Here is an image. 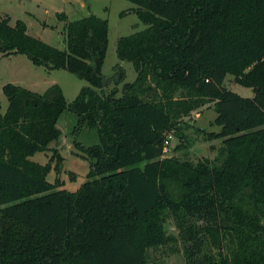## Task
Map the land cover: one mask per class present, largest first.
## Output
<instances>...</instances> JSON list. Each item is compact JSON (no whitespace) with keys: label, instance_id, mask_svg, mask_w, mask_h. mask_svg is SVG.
<instances>
[{"label":"trees","instance_id":"16d2710c","mask_svg":"<svg viewBox=\"0 0 264 264\" xmlns=\"http://www.w3.org/2000/svg\"><path fill=\"white\" fill-rule=\"evenodd\" d=\"M129 1L148 27L118 41L119 58L137 72L122 95L106 90L126 75L121 65L103 74L107 19L68 21L60 49L0 15V53L90 84L72 102L58 84L44 93L3 87L0 264H148L150 248L176 240L169 219L187 264H264V0ZM227 75L254 96L228 89ZM208 102L221 129L203 134L223 139L224 159L163 157L176 123ZM67 110L77 117L73 134L92 128L100 137L84 150L90 180L76 192L56 189L50 163L31 159L62 137Z\"/></svg>","mask_w":264,"mask_h":264},{"label":"rangeland","instance_id":"374dc122","mask_svg":"<svg viewBox=\"0 0 264 264\" xmlns=\"http://www.w3.org/2000/svg\"><path fill=\"white\" fill-rule=\"evenodd\" d=\"M137 7L129 0H0V15L9 16L11 25H15L18 20L24 21L30 35L60 49L67 48L65 27L68 21L91 14L107 19L109 46L103 74L107 78H112L121 65L125 68L126 75L123 82L119 84L112 82L106 90L117 88L118 95H122L124 84L133 82L137 78V72L132 62L119 58L118 41L123 36L148 27L139 18ZM62 13L66 14L67 20L61 19ZM45 68L35 65L26 55L0 53V112L4 113L9 106V100L3 91V87L8 83L44 93L45 84L48 81H56L63 87L68 102H72L83 87L90 85L88 81L67 70L58 69L49 73ZM225 86L244 97L254 96L252 88L236 83L232 75H227ZM178 97L179 94H176V98ZM216 117L214 102H208L180 119L173 129V134L167 137V150L163 157H177L183 162L193 163L205 158L222 161L225 157L222 152L223 139L208 141L203 134V131L221 129L220 126L214 125ZM76 124V115L69 110L65 111L58 123L63 132L62 137L53 142L49 150L31 157L42 164L50 163L48 180L56 185V189L69 192L78 191L90 180L91 162L84 150L100 143L96 129L83 128L73 134ZM169 189L174 194L180 191L175 181L169 183ZM198 224H202V221H198ZM166 230L168 234L175 236L176 240L150 248L148 264H187L185 246L173 219L167 221Z\"/></svg>","mask_w":264,"mask_h":264},{"label":"crops","instance_id":"0c3cea01","mask_svg":"<svg viewBox=\"0 0 264 264\" xmlns=\"http://www.w3.org/2000/svg\"><path fill=\"white\" fill-rule=\"evenodd\" d=\"M46 70H48L49 71V73H52V72H54L55 70H57V69H55V70H50V69H48V68H45ZM55 84H58V85H60L58 82H56V81H48L46 84H45V91L46 90H48L50 87H52L53 85H55ZM61 86V85H60ZM62 87V86H61ZM62 89H63V87H62ZM44 91V92H45ZM63 91H64V89H63ZM65 94V93H64ZM214 131H219V130H214Z\"/></svg>","mask_w":264,"mask_h":264},{"label":"built area","instance_id":"2783aa9c","mask_svg":"<svg viewBox=\"0 0 264 264\" xmlns=\"http://www.w3.org/2000/svg\"><path fill=\"white\" fill-rule=\"evenodd\" d=\"M170 135H172V134H170ZM168 136H169V135H168ZM167 142H168V139L166 140V147H165V150H164V151L167 150Z\"/></svg>","mask_w":264,"mask_h":264}]
</instances>
